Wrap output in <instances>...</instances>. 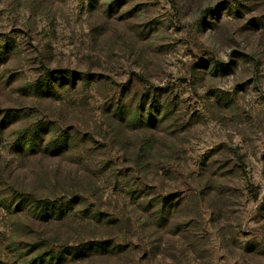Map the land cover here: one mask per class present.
<instances>
[{"label":"rangeland","instance_id":"rangeland-1","mask_svg":"<svg viewBox=\"0 0 264 264\" xmlns=\"http://www.w3.org/2000/svg\"><path fill=\"white\" fill-rule=\"evenodd\" d=\"M73 248L264 264V0H0V264Z\"/></svg>","mask_w":264,"mask_h":264},{"label":"trees","instance_id":"trees-1","mask_svg":"<svg viewBox=\"0 0 264 264\" xmlns=\"http://www.w3.org/2000/svg\"><path fill=\"white\" fill-rule=\"evenodd\" d=\"M45 84L49 85L51 83L50 79L45 80ZM44 84V85H45ZM7 118H14L10 114H7ZM41 128L36 129L33 131L30 136L23 135L18 140V143L23 144L24 146H27L28 150L31 152H34L40 148L43 150L51 151L54 154H60L63 151H65L68 146L65 140H62L59 142L58 140H54L53 142L41 144ZM43 143V142H42ZM43 145H45L43 147ZM30 205H28V211L35 213L37 217L45 220V221H63L65 218L68 217V211L69 208H72L73 202L69 201L65 206L59 205L56 203L55 200L51 201H40V200H31ZM90 246V245H88ZM103 247V246H99ZM79 248H73V249H67L62 252H48L47 254H42L37 256L36 263L35 264H77V261L83 257L86 256L87 253H90L92 250L91 248L88 249H80ZM87 250V253H85ZM23 264H33L34 261H31L32 259H27V256L24 258Z\"/></svg>","mask_w":264,"mask_h":264}]
</instances>
